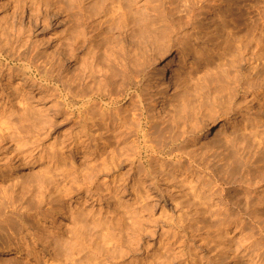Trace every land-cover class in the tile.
<instances>
[{
    "label": "rangeland",
    "instance_id": "rangeland-1",
    "mask_svg": "<svg viewBox=\"0 0 264 264\" xmlns=\"http://www.w3.org/2000/svg\"><path fill=\"white\" fill-rule=\"evenodd\" d=\"M0 248L264 264V0H0Z\"/></svg>",
    "mask_w": 264,
    "mask_h": 264
},
{
    "label": "bare ground",
    "instance_id": "bare-ground-1",
    "mask_svg": "<svg viewBox=\"0 0 264 264\" xmlns=\"http://www.w3.org/2000/svg\"><path fill=\"white\" fill-rule=\"evenodd\" d=\"M44 81V82H43ZM169 82V80L167 79V78H163V84H167ZM47 83V80L46 79H43L42 80V82L40 81L38 84L39 85H37V83L35 84L34 83V85H35V90L37 91V92H42L43 91V89L46 87V84ZM57 89H58V91H60V87L58 86L57 88H56V90L55 91H57ZM39 90H41V91H39ZM70 91V90H69ZM68 91V92H69ZM72 91V90H71ZM70 91V93H73V92H71ZM68 94V93H67ZM70 96V95H69ZM72 96V95H71ZM77 96V95H76ZM45 97V96H44ZM43 97V98H44ZM70 98V97H69ZM108 106V105H107ZM82 109V108H81ZM84 109V108H83ZM80 110V109H79ZM78 110V111H79ZM85 113V112H84ZM80 114V113H79ZM86 114V113H85ZM84 119V118H83ZM86 119V118H85ZM122 123V122H121ZM109 124H111V123H109ZM107 125V124H106ZM112 125V124H111ZM120 125V124H119ZM229 125L230 124H226V126H224V128L226 129V128H228L229 127ZM101 127V126H100ZM113 127V126H112ZM110 128V127H109ZM102 129V128H101ZM104 129V128H103ZM113 129V128H112ZM116 129V128H115ZM106 130V129H105ZM110 130H111V128H110ZM114 130V129H113ZM224 131V130H223ZM105 132V131H104ZM109 132V131H108ZM108 132H106V134L108 133ZM114 132V131H113ZM110 133H112V132H110ZM203 134V133H202ZM108 135H111V134H108ZM201 136V135H200ZM92 137V136H91ZM104 137V136H103ZM110 137V136H109ZM203 137V136H202ZM200 138V137H199ZM102 144H92L91 143V141H89V138L85 141V140H79V139H76L75 140V147H74V149L77 151V152H80V153H84V154H88V156H95V157H100V156H103V155H105V154H107V152L105 151V147L107 146V144H108V139L107 138H105L102 142H101ZM92 145L94 146V148L92 149ZM85 156V155H84ZM109 158H111L109 155L108 156H106V157H103V158H101V161H103V162H106ZM106 181H108V182H110V180H106ZM90 195L91 194H89V193H87L86 194V197H89L90 198ZM7 250H4V249H1L0 248V253H5ZM14 252V255H16V256H18V255H20L21 253H22V251L21 250H19V249H15V251H13Z\"/></svg>",
    "mask_w": 264,
    "mask_h": 264
}]
</instances>
